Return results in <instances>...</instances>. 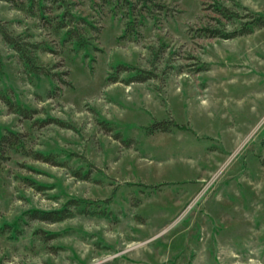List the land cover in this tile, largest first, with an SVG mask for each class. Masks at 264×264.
Masks as SVG:
<instances>
[{"label": "rangeland", "instance_id": "obj_1", "mask_svg": "<svg viewBox=\"0 0 264 264\" xmlns=\"http://www.w3.org/2000/svg\"><path fill=\"white\" fill-rule=\"evenodd\" d=\"M59 1L47 24L0 0L1 28L50 73L31 77L0 35V90L35 112L0 101V130L22 136L0 159V264H264V0ZM64 11L86 48L56 28ZM72 200L107 218L25 215Z\"/></svg>", "mask_w": 264, "mask_h": 264}, {"label": "trees", "instance_id": "obj_2", "mask_svg": "<svg viewBox=\"0 0 264 264\" xmlns=\"http://www.w3.org/2000/svg\"><path fill=\"white\" fill-rule=\"evenodd\" d=\"M6 2H14V0H3ZM47 0H28L29 2V7L31 8L32 5L37 6V10L40 12V17L41 19H44L47 24H50L49 19L44 18L43 16V9H44V2ZM52 2H60L59 0H51ZM126 5H129L127 7V13L128 10H131V2L129 0H122ZM214 11L216 14L220 15L224 19L232 20L234 18L233 15L229 14V12L220 4L215 5ZM59 20L56 23V28L58 29H66L64 33V41L65 40H70L73 42V44L77 48H86L87 45L89 44L88 40L84 38L83 34L77 27H71L64 22L65 19L67 20L69 17V22H71L70 19H74V17L70 14L69 11H64L63 14H60L58 16ZM253 27H262L264 26V20L262 18H256L251 22ZM126 33H132L134 31V22L131 23L129 22L126 24ZM204 35H209L210 37H218L221 39H233L237 36H242V35H248L251 33V27H245L238 32H233L231 34H227L224 32H221L219 30H204ZM208 33V34H206ZM0 35L2 37V40L9 45L14 51H16L18 58L23 64V67L25 68L26 72L33 78L39 79L40 76H49L50 73L49 71L44 70L40 66L37 65L36 63V58L34 56V53L43 49L44 48L41 45L38 44H31L29 42H21L18 40V38H14L11 36L6 29L1 28L0 26ZM50 77H56V75L50 76ZM153 75L152 74H145L144 72L140 71L139 74L137 75L135 81L138 83L145 82L149 79H152ZM113 82L116 81V79L112 80ZM0 101H2L9 109L12 111V113L17 114L21 118L24 119H31L35 112L33 110H30L17 102H13L7 95L6 91H1L0 90ZM172 128H177V124L171 123ZM181 128V127H180ZM182 129V128H181ZM155 131H160V132H170L171 128H168L165 126L163 123H157L151 128H149V133H153ZM21 135L15 134L11 131H3L0 130V159H3L5 153L7 150H10L14 147H18L22 145L21 143ZM38 160H41L42 162L46 163H56L54 160V156L51 154H37ZM90 204L85 201H79V200H72L67 202L62 208L54 211H38V210H32L29 211L27 214H25L30 220H38L42 222H48V223H57V222H62L71 216H73V212L71 209H75L76 213L79 215H101L105 218L106 216V210H101L102 212H99V214H96V210L90 209ZM73 207V208H72ZM89 207V209H88Z\"/></svg>", "mask_w": 264, "mask_h": 264}]
</instances>
